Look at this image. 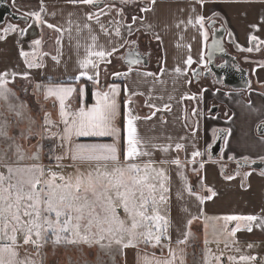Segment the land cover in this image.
<instances>
[{"label": "crops", "instance_id": "0c3cea01", "mask_svg": "<svg viewBox=\"0 0 264 264\" xmlns=\"http://www.w3.org/2000/svg\"><path fill=\"white\" fill-rule=\"evenodd\" d=\"M103 1V6L94 7L72 0H8L14 11L29 21L9 20L0 27V75L8 73V87L27 104L35 123L36 116L42 117L40 127L35 129L32 125L33 131H59V100L46 96L48 87L76 89L65 101L69 111L91 109L97 93L111 95L115 87L118 115L113 124L118 136H83L76 142L85 146L114 144L123 159L127 121L130 115L135 117L134 126L141 141L138 147L151 154L138 157L137 162L151 163L169 178L165 185L170 191L164 195L168 197L171 229L162 236L161 245L183 249L184 264H188L190 239L201 243L204 231L214 226L211 218L228 215L257 216L259 219L251 225L247 221H231L227 228H238L235 236L241 242L264 243V173L237 169L240 161L264 160V135L257 132L264 123V0H203L202 5L196 0H156L155 4L151 0ZM145 7L149 11H143ZM37 12L45 23H37L30 15ZM200 16L204 17L203 27L198 23ZM47 24L61 31L48 28ZM220 26L225 29L228 52L249 70L252 86L248 91L213 84L210 76H193L197 67L207 66L213 29ZM36 40L41 43L36 45ZM134 45L150 53L148 67L129 68L122 63ZM101 50L112 55L104 59L88 55L89 51ZM189 56L194 61L190 66L186 63ZM86 58L95 67L81 68L80 62ZM29 63L34 66L29 67ZM214 105L219 108L217 113L210 112ZM45 117L53 124L44 125ZM221 130L227 132L223 149L217 159H212L209 149ZM50 141L54 147L60 143L58 137ZM177 144L183 147L177 149ZM62 151L55 147V154ZM197 152L200 155L194 157ZM43 162L46 164L45 159ZM162 206L165 209L164 203ZM220 221L223 226L224 221ZM189 232L191 236L187 235ZM180 239L187 243L178 244ZM25 248L21 249V256L28 254L44 264L40 252L36 255L34 247ZM153 254L163 260L168 257V247L161 250V246L141 242L137 247L124 249L121 264H146L144 258L152 260Z\"/></svg>", "mask_w": 264, "mask_h": 264}, {"label": "snow or ice", "instance_id": "6c2138e0", "mask_svg": "<svg viewBox=\"0 0 264 264\" xmlns=\"http://www.w3.org/2000/svg\"><path fill=\"white\" fill-rule=\"evenodd\" d=\"M72 2L94 5L97 0ZM123 2L127 3L128 0ZM151 2L155 4L156 0ZM196 2L203 4V0ZM143 11L147 12L149 8L145 7ZM30 15L37 23H45L40 13ZM198 23L203 27V16L199 17ZM47 27L61 31L52 24H47ZM116 35H120L119 28L116 29ZM207 38L205 32V41ZM91 39L94 46L96 37ZM40 43V40L35 41L36 45ZM57 43L60 41L57 40ZM21 54L28 56L26 52ZM88 55L104 59L112 55V52L89 51ZM137 62L129 61L130 64ZM193 62L189 56L186 63L190 66ZM89 65L95 67L91 59L86 58L80 62L81 68L87 69ZM33 66L29 63V67ZM176 71L179 73L180 69L177 68ZM7 76L6 72L0 75V264H42V261L34 260L28 254L21 256V249L32 245L36 249L35 254L39 255V249L49 242L54 245L98 247L105 252H109L114 245L122 252L123 249L137 247L143 242L152 244L153 247L161 246V250L168 247L167 258L161 260L153 254L152 260L144 258L146 264H177L178 259L179 264H184L183 249L177 251L170 244L161 245L162 229H166L169 222L159 214L158 203L166 202L164 194L170 189L165 182L169 178L162 169H155L151 163L142 165L137 162L138 157L151 154L138 147L141 141L134 126L135 117L130 115L127 121V150L123 159L114 144L85 146L76 142V138L83 136H118V129L113 124L118 115L115 99L118 89L114 87L111 95L107 92L97 93L96 104L91 109L81 107L69 111L65 101L76 89L62 85L48 87L46 96L59 100L60 122L56 125L59 131L53 132L45 128L41 132L33 131L35 120L27 105L8 87ZM25 121L28 127L22 129L19 135H13V125L18 126ZM50 124L53 121L45 117L44 125ZM33 137L37 138L35 144L31 143ZM55 137L60 141L55 147L63 151L57 155L55 147L49 145L48 159L54 163L46 165L43 162L44 145L40 141ZM176 147L181 149L183 146L177 144ZM198 155L200 153H193L194 157ZM66 160L71 163H63ZM174 163L179 165L180 161L175 160ZM68 167L73 169L71 173H65L64 169ZM188 190L192 191L191 188ZM211 219L223 220L221 234L234 237L235 231L239 229L229 231L228 222L247 221L251 225L259 218L252 215H228ZM191 223L189 220L188 225ZM141 228L145 230L138 231ZM247 230L250 232L252 229L249 226ZM187 235L192 234L189 232ZM210 242L206 237L205 245ZM215 242L219 244L220 240ZM177 243L183 245L187 240L180 239ZM228 246L225 241V247ZM25 252L27 253L26 248ZM208 258L209 264L212 260L220 264L222 256H213L208 250ZM255 259L256 257L244 255L237 261L230 256L227 264H251Z\"/></svg>", "mask_w": 264, "mask_h": 264}, {"label": "rangeland", "instance_id": "374dc122", "mask_svg": "<svg viewBox=\"0 0 264 264\" xmlns=\"http://www.w3.org/2000/svg\"><path fill=\"white\" fill-rule=\"evenodd\" d=\"M22 24V23H20ZM24 26V24H22ZM25 103V102H24ZM26 104V103H25ZM27 105V104H26ZM29 110V107L27 106ZM42 117H39V119ZM11 119V117H10ZM36 127H40V122L38 116H36ZM24 125V126H22ZM32 126V127H34ZM28 127L27 121L20 125H13L11 129V133L13 135H19V132L22 129H26ZM42 132V131H41ZM36 137L32 138V141ZM51 140V139H50ZM47 139L40 141L44 145V159L47 164L54 163V161H50L48 159V149L49 145L54 147V142ZM27 144L28 141H22ZM37 142V141H36ZM65 173H71L73 169L71 167L64 169ZM159 196V195H157ZM166 196V202H159L158 209L159 214L163 216L166 220H168V225L166 229H162L163 235L169 234L170 231V212L168 209V197ZM163 203L164 207L163 208ZM167 205V206H166ZM163 208V210L161 209ZM121 218H123V213L121 210ZM214 226L204 231L202 236V241L199 243L190 239L187 243L188 247V264H209L208 258V250L211 251L213 256H222L220 264H227V258L233 256L237 261L240 260L241 256H253L256 257L255 261H252L251 264H264V243H250V242H241L237 236H228L226 233L221 234L220 229L223 227L220 220H214ZM155 223V222H149ZM163 223V222H161ZM145 229L141 228L138 231H144ZM155 231L156 229L153 228ZM215 230V234H214ZM209 241L207 245H205V238ZM220 240V243L217 244L215 241ZM225 241L228 242L229 246L225 247ZM232 241H235L233 243ZM251 245V247H249ZM30 248L34 246L29 245ZM124 251V249H123ZM123 251L118 248V246H113L109 252L101 251L98 247L89 248L86 245H54L49 242L45 244L42 248L39 249L41 257L43 258L44 264H121ZM211 264H216L215 260L211 261ZM243 264V262H240Z\"/></svg>", "mask_w": 264, "mask_h": 264}, {"label": "water", "instance_id": "95a60500", "mask_svg": "<svg viewBox=\"0 0 264 264\" xmlns=\"http://www.w3.org/2000/svg\"><path fill=\"white\" fill-rule=\"evenodd\" d=\"M104 5V1H97L93 6L101 7ZM11 20L14 22H28L29 18L25 15L14 11L13 7L8 3V0H0V27L7 24ZM215 21L210 23L213 27ZM225 29L224 27H217L213 29L212 41L208 46L207 53V67L208 70L204 72V75L210 76L214 74L219 85L229 87L232 90L248 91L252 86V81L249 76V70L242 67L237 58L228 52L225 41ZM130 60L138 61L137 63H129ZM218 60H223L218 63ZM122 63L126 67H137L143 66L148 67L150 64V53H144L139 50L138 46L128 50L122 58ZM203 69L197 67L193 71V76L196 78L197 75H202ZM218 106L214 105L210 108L211 113L218 112ZM257 132L259 135H264V123L258 126ZM227 132L225 130L219 131L217 138L209 149L212 159H217L223 149L224 140ZM239 168H250L258 170L264 173V160H255L251 162L240 161L238 162Z\"/></svg>", "mask_w": 264, "mask_h": 264}, {"label": "flooded vegetation", "instance_id": "af4514ba", "mask_svg": "<svg viewBox=\"0 0 264 264\" xmlns=\"http://www.w3.org/2000/svg\"><path fill=\"white\" fill-rule=\"evenodd\" d=\"M135 46H138V45H134V47ZM223 60H220V62H222ZM203 69V73H202V75H204V72L206 71V70H208V67L206 66L205 68H202ZM212 75V74H211ZM211 75H210V80L212 81V83L213 84H218V82H217V80H216V78L213 76V77H211Z\"/></svg>", "mask_w": 264, "mask_h": 264}]
</instances>
